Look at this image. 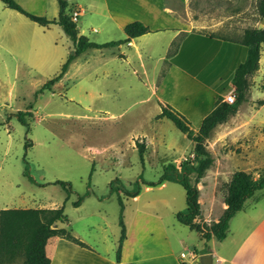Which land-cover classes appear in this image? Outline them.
Returning <instances> with one entry per match:
<instances>
[{"label": "crops", "instance_id": "crops-1", "mask_svg": "<svg viewBox=\"0 0 264 264\" xmlns=\"http://www.w3.org/2000/svg\"><path fill=\"white\" fill-rule=\"evenodd\" d=\"M16 1L30 13L47 17L48 10H51L48 19L58 16L57 0ZM91 4L102 29L99 38L88 36L91 41L104 43L123 39L126 37L125 24L134 20L141 21L149 31L115 46L88 48L69 64L50 89L69 76L79 58L85 60L91 52L97 62L94 68H98L94 71V78L116 81L127 75L128 70L137 73L141 69L145 77L143 84L149 89L142 101L153 102L156 106L153 119L161 123L166 118L158 117L161 107L170 105L186 118L194 132L216 100H223L234 87L233 73L247 52L241 43L244 31L264 26L261 23L264 0H91ZM74 9H78L79 15L83 13L81 3ZM59 28L63 31L56 23L39 25L0 0V103L13 106L20 101L16 81L20 59L34 70L47 69L50 65L52 72L57 68L60 70L73 44L66 49L58 47V39L53 37L59 34ZM77 29L84 35L83 30ZM104 49L109 51L108 54L103 53ZM6 56L15 60L12 71L5 69ZM109 62L120 66L112 64L104 69ZM247 80L245 99L237 111L216 125L204 140L213 163L197 183L200 214L195 221L201 225H207L211 219L217 221L226 207L224 192L222 196L216 193L217 184L221 183L223 189L236 170L252 174L264 170V45L260 50L258 68L247 76ZM183 135L187 139L186 145L168 161L178 167L185 157L194 156V142ZM143 136L132 140L131 146L137 149L142 146L143 153L150 147L156 152V138L147 134ZM159 142L164 143V139ZM112 184L111 190L129 199V205L122 202L126 235L118 264H182L179 255L190 248L196 258L185 264H199L197 258L207 252L213 253V264H264V188L250 197L252 204L248 207L243 204L242 209L230 218L225 238L216 245L214 236L205 240L200 232L176 220L175 213L183 207L181 192L176 188L178 183L142 184L133 196ZM88 189L77 206L70 195L65 198V202L72 204L76 218L66 214L65 205H62L67 220L55 222L56 227L67 229L86 246L58 235L51 236L45 245L49 264L115 263L120 235L119 215L110 220L107 202L111 197H95L96 201H88L93 195L90 187ZM164 189L174 195L171 199L179 196L177 205L169 208L168 220L163 210L146 198L149 192ZM56 207L60 206L53 203L33 208ZM233 220H236L235 224ZM115 225L118 230L114 229ZM205 241L210 242L209 246Z\"/></svg>", "mask_w": 264, "mask_h": 264}, {"label": "rangeland", "instance_id": "rangeland-1", "mask_svg": "<svg viewBox=\"0 0 264 264\" xmlns=\"http://www.w3.org/2000/svg\"><path fill=\"white\" fill-rule=\"evenodd\" d=\"M78 3H81L83 13L75 22L77 27L85 36L99 38L102 29L91 0H68V12L71 13ZM51 14L52 11L48 10L47 17ZM59 31L53 37L58 39V47H71L70 38L61 29ZM106 49L103 53L108 54ZM93 56L88 52L85 60L79 58L68 77L37 95L34 92L59 68L52 72L50 65L48 70L44 67L34 70L22 59L17 62L20 101L13 106L0 103V209L47 207L54 203L65 205L66 214L76 218L72 204L65 202V198L69 194L76 200L90 187L93 195L88 201L110 196L107 213L110 220L114 215L116 219L120 212L118 198L126 205H129V199L111 190L110 183L124 191L141 186L143 180L156 181L163 165L186 145L187 139L173 122L168 118L156 122L153 119L156 106L153 102L142 101L149 89L143 84L145 77L141 69L137 73L128 70L127 75L116 81L94 78V71L98 68H94L97 62ZM14 61L11 56H6L5 69L12 71ZM112 64L120 66L109 62L104 69ZM163 70L164 67L161 72ZM16 109L31 111L32 116H26L28 128L17 119ZM144 134L156 138V152L150 147L141 155L139 149L131 146L132 140L145 137ZM162 139L164 143L159 142ZM114 151L119 153L114 155ZM261 172L251 175L257 178ZM56 180L68 181L71 193L54 184ZM176 185L182 196V210L186 206L185 191L180 184ZM222 192L219 183L216 193L222 196ZM172 196L169 189L154 190L144 199L157 204L168 220L169 208L176 206L179 200L178 195L174 199ZM251 201L252 198H247L244 207H248ZM171 219L175 221L172 215ZM232 222L235 224L236 220ZM116 228L119 229L118 225L114 226ZM217 241L220 240L216 239V245ZM205 242L209 246L210 242Z\"/></svg>", "mask_w": 264, "mask_h": 264}, {"label": "trees", "instance_id": "trees-1", "mask_svg": "<svg viewBox=\"0 0 264 264\" xmlns=\"http://www.w3.org/2000/svg\"><path fill=\"white\" fill-rule=\"evenodd\" d=\"M7 7L17 10L30 20L42 26L56 23L61 26L65 34L70 38L73 49L70 51L60 67L59 72L49 78L34 94L42 92L63 76L69 64L88 48H101L115 46L130 38L139 36L149 31V28L139 20L131 21L124 26L126 37L123 39L112 40L104 43L91 41L85 35L79 34L76 23L71 20V14L68 12L67 0L58 1V16L56 19H48L43 15H36L25 10L16 0H1ZM264 15V8L262 10ZM241 43L246 46V57L240 63L232 77V83L236 90L233 103H227L217 99L212 110L203 118L198 130L194 132L186 118L170 105H163L158 117H166L182 133L194 142V156L179 163V167L174 162H168L163 167L162 173L156 181H142L147 186H155L164 181H172L180 184L185 191L186 206L175 213L178 222L186 225L192 230L201 233L205 240L214 236L218 240L225 238L230 218L242 209L245 200L251 197L256 191L264 188V170L257 178L244 170H236L231 174L228 182L223 186L224 203L223 209L218 220L210 225H201L195 221L200 214V204L198 201L199 189L197 183L204 175L206 169L212 165L213 158L205 147L204 140L209 136L211 130L218 124L225 122L229 116L234 114L240 103L245 99V93L248 88L247 76L258 68L260 50L264 45V26L257 28H248L244 31ZM175 42L172 43L174 45ZM17 119L28 128L26 116H32L29 110H16ZM139 152L143 153L140 146ZM54 184L61 185L67 193H71V185L68 181L56 180ZM138 192V187L132 190H126L127 195L133 196ZM87 193L79 196L73 201L75 206L79 205ZM69 196V194H68ZM66 196V198L68 197ZM120 212L119 225L120 235L116 248V260H120L121 246L126 235L125 225L122 217L123 204L121 198H118ZM67 220L63 207L56 208H2L0 209V264H12L19 261L20 264H49L50 260L45 252V245L49 237L58 235L72 240L82 246L83 242L74 238L65 228L56 227L55 222H64Z\"/></svg>", "mask_w": 264, "mask_h": 264}, {"label": "built area", "instance_id": "built-area-1", "mask_svg": "<svg viewBox=\"0 0 264 264\" xmlns=\"http://www.w3.org/2000/svg\"><path fill=\"white\" fill-rule=\"evenodd\" d=\"M71 20L76 22L78 15H79V11L78 9H74L71 11ZM235 95H236V90L235 87L231 88L229 90V92L224 96L223 101L227 102V103H233L235 100ZM181 263L185 264L188 260H192L196 258V254L193 250L190 249H185L184 251H182L179 255Z\"/></svg>", "mask_w": 264, "mask_h": 264}, {"label": "water", "instance_id": "water-1", "mask_svg": "<svg viewBox=\"0 0 264 264\" xmlns=\"http://www.w3.org/2000/svg\"><path fill=\"white\" fill-rule=\"evenodd\" d=\"M261 23L264 25V15L262 17ZM197 261L199 264H213V253H203L197 258Z\"/></svg>", "mask_w": 264, "mask_h": 264}]
</instances>
